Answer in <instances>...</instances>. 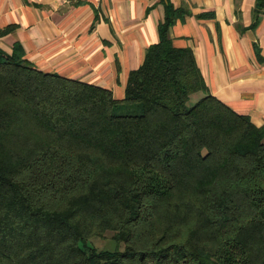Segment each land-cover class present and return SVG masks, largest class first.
Listing matches in <instances>:
<instances>
[{"label": "trees", "instance_id": "obj_1", "mask_svg": "<svg viewBox=\"0 0 264 264\" xmlns=\"http://www.w3.org/2000/svg\"><path fill=\"white\" fill-rule=\"evenodd\" d=\"M158 3L122 99L0 49V264H264V124L209 94L169 35L189 11Z\"/></svg>", "mask_w": 264, "mask_h": 264}, {"label": "crops", "instance_id": "obj_2", "mask_svg": "<svg viewBox=\"0 0 264 264\" xmlns=\"http://www.w3.org/2000/svg\"><path fill=\"white\" fill-rule=\"evenodd\" d=\"M189 11L169 30L189 47L209 94L264 124V7L256 0H171ZM211 14L212 16H200ZM158 0H0V49L21 47L44 72L124 97L127 77L158 40Z\"/></svg>", "mask_w": 264, "mask_h": 264}, {"label": "rangeland", "instance_id": "obj_3", "mask_svg": "<svg viewBox=\"0 0 264 264\" xmlns=\"http://www.w3.org/2000/svg\"><path fill=\"white\" fill-rule=\"evenodd\" d=\"M195 98H196V94L192 96L189 103H192L193 99ZM88 246L93 247L97 250L122 249L121 244L119 247V245H117L113 240L109 238L106 239L92 238L90 241H88Z\"/></svg>", "mask_w": 264, "mask_h": 264}]
</instances>
